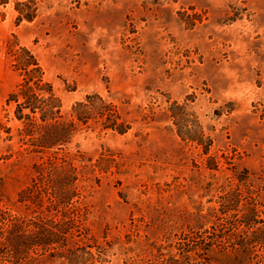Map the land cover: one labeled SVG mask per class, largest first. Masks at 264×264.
I'll return each instance as SVG.
<instances>
[{
  "label": "rangeland",
  "instance_id": "1",
  "mask_svg": "<svg viewBox=\"0 0 264 264\" xmlns=\"http://www.w3.org/2000/svg\"><path fill=\"white\" fill-rule=\"evenodd\" d=\"M22 47L76 124L42 151L7 101ZM228 192L264 199V0H0V227L73 207L93 264H246L195 249Z\"/></svg>",
  "mask_w": 264,
  "mask_h": 264
},
{
  "label": "trees",
  "instance_id": "2",
  "mask_svg": "<svg viewBox=\"0 0 264 264\" xmlns=\"http://www.w3.org/2000/svg\"><path fill=\"white\" fill-rule=\"evenodd\" d=\"M13 56L14 66L21 71L24 78L23 82L17 85V89L9 94L7 101L15 103V117L24 121L22 130L33 136L34 146L39 151L67 141L74 132L76 124L72 120H58L61 118L59 100L52 92L51 85L43 81L40 65L24 47L14 52ZM43 94H46V97ZM85 106L86 104L78 103L77 108H73L74 116L79 122H84L87 118L86 111H79L85 109ZM109 107L111 110V106ZM36 113L39 117L35 116ZM57 159L60 158L51 155L36 166L37 172L40 173V169H43L45 164ZM60 160L64 163L61 167L68 177L74 175L76 168L72 162ZM58 176L60 175L56 173L55 178L57 179ZM249 191L247 190L246 194L251 193ZM31 193V189H26L22 200L25 198L30 200L28 197ZM74 193L73 187L72 189L56 188L55 205L67 204L66 200H69ZM240 197L235 192L226 194V203L220 210L217 222L211 226L210 231L205 232L206 235L199 237V244H196L195 249H198L199 255L202 256L213 251V247L220 252L229 250L238 262L264 264V199L259 195L256 197L246 195L242 199ZM240 201L244 203L237 205ZM58 212L57 209L56 213ZM60 214L61 218L55 215L57 219L54 217L49 219L45 216L30 221L11 218L5 223L6 227H0L5 229L0 231V247L7 250V255L12 260L21 258L31 251L62 261L61 264H93L96 259L95 254L89 250L91 246L82 242L80 238L82 233L77 229L74 208L68 207L67 210L60 211ZM168 264H178V262L171 260ZM206 264L212 263L208 261Z\"/></svg>",
  "mask_w": 264,
  "mask_h": 264
}]
</instances>
